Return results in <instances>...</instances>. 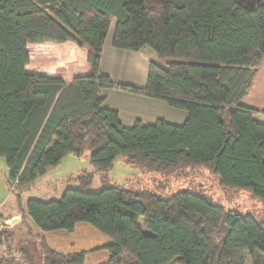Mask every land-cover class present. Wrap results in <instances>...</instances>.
<instances>
[{
	"label": "trees",
	"instance_id": "1",
	"mask_svg": "<svg viewBox=\"0 0 264 264\" xmlns=\"http://www.w3.org/2000/svg\"><path fill=\"white\" fill-rule=\"evenodd\" d=\"M113 22L115 47L148 46L168 59L150 62L144 86L100 68ZM67 40L87 49L89 71L41 73L35 62L60 60ZM263 62L264 0L253 8L240 0H0V156L9 186L21 193L87 142L93 165L60 198L27 200L22 218L37 226L34 233L25 223L39 241L20 239L15 260V231L0 230V263L83 264L91 250L57 251L44 232L84 222L110 238L103 264H246V252L251 264H264L259 207L226 208L197 187L136 189L106 173L124 155L151 170L211 175L232 200L247 189L264 201V123L255 117L264 109L243 104ZM113 87L162 99L186 119L126 126L100 95ZM95 173L101 186L88 190Z\"/></svg>",
	"mask_w": 264,
	"mask_h": 264
},
{
	"label": "crops",
	"instance_id": "2",
	"mask_svg": "<svg viewBox=\"0 0 264 264\" xmlns=\"http://www.w3.org/2000/svg\"><path fill=\"white\" fill-rule=\"evenodd\" d=\"M113 31L114 27H110L104 42L100 59L101 70L116 82L144 86L147 81L149 64L151 61H159L158 54L148 46L139 50L115 47L112 43ZM61 52L60 60H38L35 65L41 73L45 74L54 73L59 66L64 68L65 76L81 75L89 71L90 64L86 48L73 40H67L62 44ZM100 95L104 98L106 106L118 111L120 121L126 126L132 125L137 119L143 123H152L159 118L180 124L187 116L185 111L170 106L162 99L117 87L102 88ZM243 104L259 110L264 109V62L248 94L244 97ZM255 117L264 123L262 112H258ZM8 214L13 216L10 220L14 223L9 228L19 226L22 214L21 216L11 212ZM44 234L48 244L57 251L69 253L91 250L83 264H103L109 258V252L103 246L110 242V238L88 223H78L72 232L60 229L46 231Z\"/></svg>",
	"mask_w": 264,
	"mask_h": 264
},
{
	"label": "rangeland",
	"instance_id": "3",
	"mask_svg": "<svg viewBox=\"0 0 264 264\" xmlns=\"http://www.w3.org/2000/svg\"><path fill=\"white\" fill-rule=\"evenodd\" d=\"M115 22L111 24V28L114 27ZM168 59L159 58L158 64L166 66ZM182 110V109H181ZM185 111V110H183ZM91 148L88 146V142L84 147V152L80 155L69 153L65 155L61 162L55 166H50L46 173L39 176L34 185L24 189L21 193H17L13 187L9 186L7 177L9 175V168L3 156H0V226L2 229H9L13 226L9 216V212L12 214H22L20 208H25L26 202L29 198H41L51 199L60 198L63 191L67 187H75L79 185L78 179L75 178L80 171L88 168L92 169L93 165L90 161ZM110 179L119 185H125L132 188L146 187L152 188L158 192H173L178 188L193 189L197 187L201 189L203 193L211 196L216 202L222 203L226 208L235 207L238 204L242 211L253 210L259 207L260 214L264 216V201L254 199L250 195V191L247 189H240L236 194L234 200L228 197L221 188L217 187L214 179L211 175H195L192 171H189L186 175H174L159 170L147 169L141 164L128 162L124 155H119L114 160L112 166L106 172ZM73 178H70L72 177ZM101 186L100 174L95 173L93 175L92 182L88 185V190H98ZM5 214V215H4ZM21 216V215H20ZM30 218L25 217L20 220V224L14 227V240L16 241L11 249V256L13 259L18 260L20 258L19 253L14 251L19 247L20 239L27 238L37 239L32 237V234L28 233V227L25 223H32V227L35 228L34 233L38 232L37 226ZM17 220V219H16ZM22 222V223H21ZM140 225L145 229L144 217L139 218ZM84 223V222H80ZM11 224V225H10ZM5 245L0 243V257L4 250ZM2 250V251H1ZM37 255V253H35ZM246 264H251L249 254L246 252ZM1 264V263H0Z\"/></svg>",
	"mask_w": 264,
	"mask_h": 264
},
{
	"label": "water",
	"instance_id": "4",
	"mask_svg": "<svg viewBox=\"0 0 264 264\" xmlns=\"http://www.w3.org/2000/svg\"><path fill=\"white\" fill-rule=\"evenodd\" d=\"M240 1H244L247 7L253 8L255 4L260 0H240Z\"/></svg>",
	"mask_w": 264,
	"mask_h": 264
},
{
	"label": "built area",
	"instance_id": "5",
	"mask_svg": "<svg viewBox=\"0 0 264 264\" xmlns=\"http://www.w3.org/2000/svg\"><path fill=\"white\" fill-rule=\"evenodd\" d=\"M11 225V224H10Z\"/></svg>",
	"mask_w": 264,
	"mask_h": 264
}]
</instances>
